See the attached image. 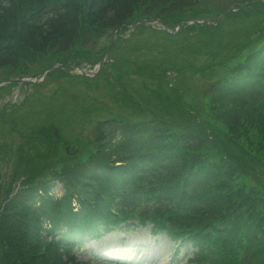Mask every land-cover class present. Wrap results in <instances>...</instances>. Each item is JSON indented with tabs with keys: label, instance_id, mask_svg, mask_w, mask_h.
<instances>
[{
	"label": "trees",
	"instance_id": "trees-1",
	"mask_svg": "<svg viewBox=\"0 0 264 264\" xmlns=\"http://www.w3.org/2000/svg\"><path fill=\"white\" fill-rule=\"evenodd\" d=\"M241 1L0 0V68H19L48 53L61 54V62L73 58V51L87 59L96 40L120 24L159 18L173 28L188 18L217 17ZM256 4L264 10L261 0H250L226 18L248 17ZM217 26L184 24L178 32L211 41L192 43V52H202L213 47L210 38ZM144 28L141 24L132 31ZM259 35L263 43L233 65L226 67L232 53L222 52L207 65L193 62L202 67L198 72L166 57L138 63L134 48H122L123 58L117 55L113 66L132 62L140 77L146 73L156 79V109L141 121H97L94 148L81 163H62L61 144L50 141L52 128L35 127L32 146L47 149L48 140L49 148L39 159L40 168L29 169L22 188L0 202V264H81L61 241L89 223L108 229L138 207L142 218L197 242L196 261L264 264V33ZM126 41L119 39L114 48ZM169 69L175 76L164 89ZM186 71L208 79L202 96L194 88L199 109L185 103L182 93L188 92L177 87ZM45 165L52 169L41 179ZM55 180L63 184L61 197L50 194ZM113 206L124 209L111 212Z\"/></svg>",
	"mask_w": 264,
	"mask_h": 264
},
{
	"label": "rangeland",
	"instance_id": "rangeland-1",
	"mask_svg": "<svg viewBox=\"0 0 264 264\" xmlns=\"http://www.w3.org/2000/svg\"><path fill=\"white\" fill-rule=\"evenodd\" d=\"M260 12L261 10L256 9L248 17L222 19L211 34L210 39L213 40V47L202 50V52H192L195 46L192 43L202 41L203 46H205L211 41H203L205 37L186 36L183 34L184 32L179 34L178 30L175 33L165 35L159 24L150 27L146 25L142 30L132 31V29V32L128 34L126 32L124 36L127 41L120 46H123L124 50L134 48L139 53L138 63L148 60L161 61L166 57V60L169 59L177 65L184 63L193 65V62L207 65L217 54H223L222 52L229 48L228 44L240 39L248 40L254 22L260 20ZM262 23L264 24V22ZM108 40L109 36L105 35L98 45L102 46ZM117 52L121 53L122 50ZM109 56L111 55L109 54ZM50 59V57L42 58L37 64L24 69L25 73L20 74L32 75ZM73 62L79 61L73 60ZM112 62L117 63V59L115 57L109 58L104 64L108 67L107 72L103 71L101 75L97 74L93 79H86L78 75L58 78L54 77L55 74L48 73L44 76V80L29 82V84L17 82L10 86L8 91L2 93L0 111L1 114L5 115L7 121H0V200L8 188H16L17 183L26 175L25 172L28 168L39 165L40 161H33L34 165L31 166L26 163L27 159H23L26 153L28 157L33 156L28 152L29 150L33 151L32 143L23 138L31 135L30 128L37 125L53 126L58 130L57 134L62 141L69 142V145L74 146L68 151L67 158L69 159L66 161H76L77 157L81 158L87 153L88 146L91 144V129L97 120L119 116L137 121L143 118V113L148 114L153 104L157 105L156 97L152 92L154 88H157L156 79L149 77L145 72V76L137 77L132 62H126L125 65H122L121 71H113ZM79 63L86 66L91 65L85 61ZM193 67L196 70L191 69L195 72L202 68L198 65H193ZM122 71L126 76L122 74ZM214 72V70H210L208 73L213 74ZM12 75L13 73L5 69L0 73V78H11ZM184 75L185 79H182L180 83L177 82L179 89L188 92L187 94L182 93V99L185 103L199 109L202 102L200 97L197 98L194 88L203 82L201 74L186 71ZM174 76L175 71L172 72V79L165 78L161 86L166 89L172 83ZM142 81L145 82L143 85ZM187 89L188 91H186ZM9 125H12L14 131ZM21 141H28L27 143L23 142L24 148L20 145ZM41 150L42 146H40L39 151ZM59 158L62 160L66 157L60 154ZM27 161L29 162V160ZM54 192H62L60 184L54 187ZM112 233L114 239L117 236L127 234L126 232L117 233V231ZM136 234L144 240L152 241L151 237L146 235L145 228L142 232L139 229ZM106 237L107 235H104L101 238L103 240L101 244L100 240L98 242L92 240L90 243L104 247L109 243V239ZM114 239L112 242L116 243ZM158 243H163L166 247L169 246V242L165 241L162 236L158 238L155 244ZM150 245L153 243L151 242ZM189 252L190 249L185 253H180L179 258L173 264H186L185 256ZM166 253H168L167 250ZM90 254V252L84 253V250L79 249L77 251L78 260L85 262L90 259V262L83 264H117L114 261L92 258ZM142 264L146 263L142 262ZM152 264H168L167 257L165 254L161 255Z\"/></svg>",
	"mask_w": 264,
	"mask_h": 264
},
{
	"label": "water",
	"instance_id": "water-1",
	"mask_svg": "<svg viewBox=\"0 0 264 264\" xmlns=\"http://www.w3.org/2000/svg\"><path fill=\"white\" fill-rule=\"evenodd\" d=\"M140 21H145L147 23H151V22H155V21H159V20H152V21L140 20ZM140 21H136L135 23L140 22ZM101 64H102V61L99 63V65H101ZM78 69L81 71V73L86 74V72L83 68L78 67Z\"/></svg>",
	"mask_w": 264,
	"mask_h": 264
}]
</instances>
